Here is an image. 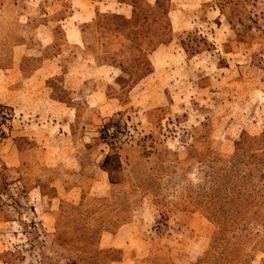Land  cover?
Wrapping results in <instances>:
<instances>
[{
    "label": "rangeland",
    "instance_id": "obj_1",
    "mask_svg": "<svg viewBox=\"0 0 264 264\" xmlns=\"http://www.w3.org/2000/svg\"><path fill=\"white\" fill-rule=\"evenodd\" d=\"M0 264H264V0H0Z\"/></svg>",
    "mask_w": 264,
    "mask_h": 264
}]
</instances>
